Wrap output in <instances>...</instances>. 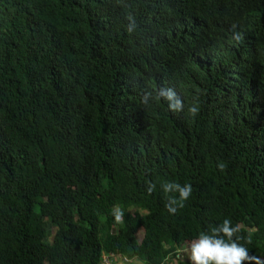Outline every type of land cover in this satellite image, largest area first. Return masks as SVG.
Returning a JSON list of instances; mask_svg holds the SVG:
<instances>
[{
    "label": "trees",
    "instance_id": "1",
    "mask_svg": "<svg viewBox=\"0 0 264 264\" xmlns=\"http://www.w3.org/2000/svg\"><path fill=\"white\" fill-rule=\"evenodd\" d=\"M225 219L264 259V0H0V264H188Z\"/></svg>",
    "mask_w": 264,
    "mask_h": 264
},
{
    "label": "clouds",
    "instance_id": "2",
    "mask_svg": "<svg viewBox=\"0 0 264 264\" xmlns=\"http://www.w3.org/2000/svg\"><path fill=\"white\" fill-rule=\"evenodd\" d=\"M126 18L128 20L126 31L132 33L137 27L135 17L129 14ZM233 39L240 40L241 35L234 33ZM161 100L167 103L171 112H180L184 108L183 101L170 87H159L155 93L145 90L140 95V104L145 107L154 101ZM188 111L192 116H195L199 111L198 104L194 101ZM217 167L223 171L225 165L220 163ZM155 190V184L149 183L147 185L146 191L149 195ZM161 190L166 194V210L174 215L178 208L184 206V202L191 195L192 186L165 181L161 185ZM113 216L116 223H122L124 212L118 206L114 207ZM239 231V226H233L231 220L225 219L221 224L211 227L206 232H201L196 239L192 240L183 249V258H187L188 264H264V259L250 255L248 248L238 242L244 239L242 236H237ZM246 243H251L250 236L246 239ZM102 264H115V261L112 257L106 258ZM136 264H142V262L137 260Z\"/></svg>",
    "mask_w": 264,
    "mask_h": 264
},
{
    "label": "crops",
    "instance_id": "3",
    "mask_svg": "<svg viewBox=\"0 0 264 264\" xmlns=\"http://www.w3.org/2000/svg\"><path fill=\"white\" fill-rule=\"evenodd\" d=\"M115 264H136V261H129L122 258L115 259Z\"/></svg>",
    "mask_w": 264,
    "mask_h": 264
},
{
    "label": "rangeland",
    "instance_id": "4",
    "mask_svg": "<svg viewBox=\"0 0 264 264\" xmlns=\"http://www.w3.org/2000/svg\"><path fill=\"white\" fill-rule=\"evenodd\" d=\"M142 234H143V233H142L141 231L138 233L139 238H141Z\"/></svg>",
    "mask_w": 264,
    "mask_h": 264
},
{
    "label": "bare ground",
    "instance_id": "5",
    "mask_svg": "<svg viewBox=\"0 0 264 264\" xmlns=\"http://www.w3.org/2000/svg\"><path fill=\"white\" fill-rule=\"evenodd\" d=\"M158 15V14H157ZM195 37V36H194ZM174 44V43H173ZM179 44V43H178ZM166 46V45H165ZM193 46V45H192ZM166 48V47H165ZM187 48V47H186ZM257 80H258V78H257ZM248 85V84H247Z\"/></svg>",
    "mask_w": 264,
    "mask_h": 264
}]
</instances>
